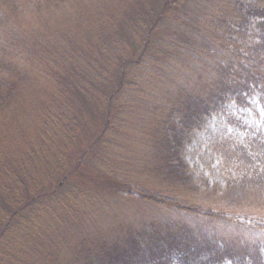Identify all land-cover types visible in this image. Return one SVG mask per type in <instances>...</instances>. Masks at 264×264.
<instances>
[{
    "label": "trees",
    "instance_id": "16d2710c",
    "mask_svg": "<svg viewBox=\"0 0 264 264\" xmlns=\"http://www.w3.org/2000/svg\"><path fill=\"white\" fill-rule=\"evenodd\" d=\"M254 98L264 0H0V264H264V135L184 159Z\"/></svg>",
    "mask_w": 264,
    "mask_h": 264
},
{
    "label": "rangeland",
    "instance_id": "374dc122",
    "mask_svg": "<svg viewBox=\"0 0 264 264\" xmlns=\"http://www.w3.org/2000/svg\"><path fill=\"white\" fill-rule=\"evenodd\" d=\"M178 29L185 28L178 26ZM224 110V113L211 116L200 130L193 132L185 147L184 159L194 180L200 185L207 183L223 186L225 183L228 168L215 148V143L220 144L223 139L241 138L247 132H261L264 135V111L256 98L250 100L246 108L230 102ZM135 205L130 209L136 212L134 215L147 216L152 212L150 208V212L147 210L146 205Z\"/></svg>",
    "mask_w": 264,
    "mask_h": 264
}]
</instances>
